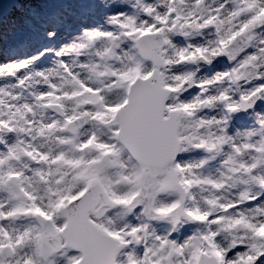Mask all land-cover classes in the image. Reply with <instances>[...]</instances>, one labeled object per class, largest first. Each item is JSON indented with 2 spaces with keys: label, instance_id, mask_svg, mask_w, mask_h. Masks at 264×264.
Returning <instances> with one entry per match:
<instances>
[{
  "label": "snow or ice",
  "instance_id": "1",
  "mask_svg": "<svg viewBox=\"0 0 264 264\" xmlns=\"http://www.w3.org/2000/svg\"><path fill=\"white\" fill-rule=\"evenodd\" d=\"M0 264H264V0H0Z\"/></svg>",
  "mask_w": 264,
  "mask_h": 264
}]
</instances>
